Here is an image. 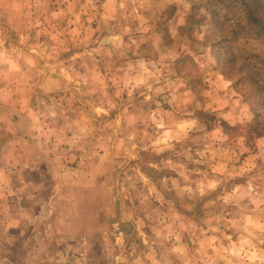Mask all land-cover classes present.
Masks as SVG:
<instances>
[{
	"label": "rangeland",
	"instance_id": "374dc122",
	"mask_svg": "<svg viewBox=\"0 0 264 264\" xmlns=\"http://www.w3.org/2000/svg\"><path fill=\"white\" fill-rule=\"evenodd\" d=\"M242 4L0 0V166L39 159L13 192L43 204L0 213L25 220L12 264H264V34Z\"/></svg>",
	"mask_w": 264,
	"mask_h": 264
},
{
	"label": "crops",
	"instance_id": "0c3cea01",
	"mask_svg": "<svg viewBox=\"0 0 264 264\" xmlns=\"http://www.w3.org/2000/svg\"><path fill=\"white\" fill-rule=\"evenodd\" d=\"M20 140V139H19ZM28 146V143H26ZM17 150V157L19 161H15L14 164L16 166H19V168L13 172H5L7 169H3L2 166H0V208L3 207L2 211H0L1 214L5 213L6 215H15L19 212L21 216L25 215L26 218L30 219L31 216L34 215V209L33 203L36 206H39L42 208V203L35 202L36 194H34L35 197H32L31 193H24L23 195H18L13 192V188L20 189V188H28V187H36L35 181L33 180L32 176L28 175L26 172H35L37 170V162L39 159H35L34 157L28 158V156H25V154H22L20 152V149ZM31 156V155H30ZM47 161H43L44 165H49L51 162L56 163L58 160L56 157H47ZM37 161L35 164L32 165L33 162ZM21 162V163H20ZM42 162V161H41ZM22 165L20 167V165ZM23 173V174H21ZM36 176L39 178V175L36 174ZM39 189V186L37 187ZM55 189H52V193H54ZM36 191V190H35ZM38 191V190H37ZM34 192V191H33ZM39 192V191H38ZM22 194V193H21ZM38 194V193H37ZM28 195L30 197H28ZM47 208V207H46ZM9 219L14 220L13 222L9 223L7 222ZM25 220H22L21 218H11V217H5V220H0V246L7 249L10 252V255L6 258L7 262H14L13 255L14 252L13 249L17 247V245L14 243L16 239H13V233L14 231H23L21 230V226H25L24 224ZM29 224V227L31 232L29 233L28 240H31L32 233L39 232L41 230H45V225L43 226L41 222H36ZM21 236V234H20ZM18 236V237H20ZM41 236V235H39ZM35 239V237H34ZM23 243L22 241L20 244ZM30 247H28V252L24 253L22 260L25 261L26 257L31 256L32 249H30L32 246V243H30ZM15 246V247H13ZM13 253V255L11 254ZM19 261V259H17ZM16 261V260H15ZM12 264V263H11Z\"/></svg>",
	"mask_w": 264,
	"mask_h": 264
},
{
	"label": "trees",
	"instance_id": "16d2710c",
	"mask_svg": "<svg viewBox=\"0 0 264 264\" xmlns=\"http://www.w3.org/2000/svg\"><path fill=\"white\" fill-rule=\"evenodd\" d=\"M245 9V19L253 36L258 38L264 34V0H239ZM264 90V88H263ZM262 128V127H261ZM264 128V127H263Z\"/></svg>",
	"mask_w": 264,
	"mask_h": 264
},
{
	"label": "built area",
	"instance_id": "2783aa9c",
	"mask_svg": "<svg viewBox=\"0 0 264 264\" xmlns=\"http://www.w3.org/2000/svg\"><path fill=\"white\" fill-rule=\"evenodd\" d=\"M75 264H86V256L84 253H78L76 255Z\"/></svg>",
	"mask_w": 264,
	"mask_h": 264
}]
</instances>
